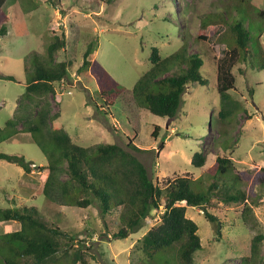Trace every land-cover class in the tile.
<instances>
[{"label":"rangeland","instance_id":"1","mask_svg":"<svg viewBox=\"0 0 264 264\" xmlns=\"http://www.w3.org/2000/svg\"><path fill=\"white\" fill-rule=\"evenodd\" d=\"M54 2L8 0L4 6L10 20L8 33L0 37V75H14L17 81L0 79V127H6L14 117L25 92L26 67H32V53L46 55L54 34H65L68 45L57 59L71 61V66L53 97L55 111H60L55 125L66 129L82 146L115 143L126 148L139 157L162 187L182 175L200 178L207 187L216 173L217 158H231L233 168L225 184L230 192L242 189L245 200L227 203L212 196L209 211L219 218V225L209 221L200 207H188L187 216L198 224L202 240L203 248L195 253L196 264H248L243 259L251 255L253 238L264 233V187L257 181L264 167V69L257 68L255 57L253 65L245 60L235 66L236 86L229 94L239 101L238 109L225 119L220 117L223 106L217 81V59L231 44L226 20L236 17L241 0ZM251 2L264 10V0ZM252 7L251 22L260 24L255 27L260 30L264 19ZM220 14H224L223 19ZM203 23L208 41L198 39ZM260 38L264 49V32ZM91 42L95 49L91 60L102 69L85 72L80 68ZM154 46L163 57L185 46L189 53H200L204 59L201 73L206 84H189L174 118L153 114L133 95L135 84L152 66ZM113 83L121 91L109 107L102 88ZM156 126L158 136L154 137ZM197 152L206 155L201 168L192 163ZM0 153L24 157L33 163L34 171L28 174L19 165L0 160V208L28 207L49 224L60 226L74 238L68 248L82 247L90 264H148L135 243L160 222L162 209L154 210L145 225L128 238H117L121 208L104 216L96 200L83 209L45 197L49 156L30 133H18L1 142ZM235 176L240 178L237 182L232 179ZM246 204L252 213L244 217ZM20 228L16 221L0 222V234ZM177 247L160 253L156 264H180ZM261 254L264 258V241ZM59 257L62 259V254Z\"/></svg>","mask_w":264,"mask_h":264},{"label":"trees","instance_id":"2","mask_svg":"<svg viewBox=\"0 0 264 264\" xmlns=\"http://www.w3.org/2000/svg\"><path fill=\"white\" fill-rule=\"evenodd\" d=\"M7 1L0 0V37L8 33L6 24L10 18L4 10ZM49 1L55 3V0ZM114 1L107 0L108 3ZM250 2L251 0H241L236 8V17L226 20L231 44L225 55L217 59L222 119L230 117L238 109L239 101H235L229 94L236 86V76L233 73L235 66L245 60L253 65L252 57H255L257 68L264 69V49L260 38L264 27L256 29L260 24L251 22L249 9L253 5ZM252 8L258 17L264 19V10L257 6ZM223 15L219 16L223 19ZM225 15L228 16L227 11ZM206 29L203 23L198 39L208 41ZM258 31L259 34L255 35ZM67 45L66 35L55 33L47 45L46 55L32 53V67H26L28 77L25 92L19 99L14 117L7 122L6 127H0V143L18 133H30L49 156V174L43 190L45 197L51 202L83 209L93 205L96 200L104 216L115 208H121V228L115 234L117 238H128L145 225L154 210L162 209L160 222L136 241V249L147 256L148 264H156L160 253L178 246L177 262L196 264L195 253L203 246L198 224L187 216L188 207H200L209 221L219 225V218L209 211L212 196L220 197L227 203L245 200L246 193L242 189L230 192L229 184L228 187L225 184L226 175L233 168L232 159L221 156L217 158L216 173L207 187L202 179H194L191 175L169 179L167 186L162 187L150 176L139 157L126 148L115 143H101L90 147L76 143L66 129L55 125L60 111H55L53 97L58 91L57 84L65 80L71 66V61H59L57 56ZM94 52V42H91L80 70L86 72L90 69H102L96 60H91ZM150 62L151 68L140 77L132 90L134 98L153 114L174 118L189 84H206L207 79L201 73L204 59L200 53H189L185 46L163 57L160 49L154 46ZM0 79L17 81L14 75H0ZM120 91L116 83L102 88L107 106L113 105ZM158 129L156 126L154 137L158 136ZM164 145L162 143L161 147L164 148ZM0 160L19 165L25 173L32 172L33 163L22 156L0 153ZM192 163L197 168L203 167L206 155L195 153ZM64 176L67 178L63 179ZM232 179L237 182L240 178L235 176ZM257 181L264 187V167L258 174ZM181 202L186 204L181 205ZM251 213L252 207L246 204L244 217ZM8 221L19 222L21 228L0 234V264H65L62 259L66 264H90L82 247L73 251L68 248L73 244V236L60 226L49 224L28 207L0 208V222ZM220 233L219 230V236ZM66 238L71 243L65 242ZM263 241L264 233L257 234L251 244V255L243 261L261 264L264 261L261 254Z\"/></svg>","mask_w":264,"mask_h":264},{"label":"crops","instance_id":"3","mask_svg":"<svg viewBox=\"0 0 264 264\" xmlns=\"http://www.w3.org/2000/svg\"><path fill=\"white\" fill-rule=\"evenodd\" d=\"M46 170H47V169H46ZM33 172H34V171H33ZM33 172H32V173H33ZM23 173H24V172H23ZM18 230H19V229H18Z\"/></svg>","mask_w":264,"mask_h":264}]
</instances>
